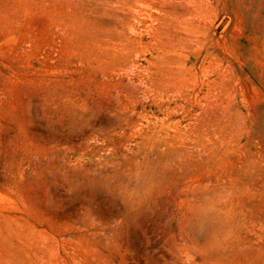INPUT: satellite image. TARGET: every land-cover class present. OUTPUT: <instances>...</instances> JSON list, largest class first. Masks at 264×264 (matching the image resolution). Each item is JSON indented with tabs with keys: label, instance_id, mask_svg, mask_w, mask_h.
Segmentation results:
<instances>
[{
	"label": "rangeland",
	"instance_id": "obj_1",
	"mask_svg": "<svg viewBox=\"0 0 264 264\" xmlns=\"http://www.w3.org/2000/svg\"><path fill=\"white\" fill-rule=\"evenodd\" d=\"M0 264H264V0H0Z\"/></svg>",
	"mask_w": 264,
	"mask_h": 264
},
{
	"label": "bare ground",
	"instance_id": "obj_2",
	"mask_svg": "<svg viewBox=\"0 0 264 264\" xmlns=\"http://www.w3.org/2000/svg\"><path fill=\"white\" fill-rule=\"evenodd\" d=\"M124 125H129L130 127H133V129H135V131L137 133H139V131L141 130V128L143 127H147V131H148V136L146 137V142H151V140L154 138L155 134L158 133L162 123H156V125H154L153 127H158L157 129H153L150 130V127H152V124H155V122H151L149 119H147L146 116H141L138 117L137 119H133V118H122L121 119ZM141 134V132H140ZM168 137V135H166L164 138L166 139ZM141 140L143 141V137L141 138ZM145 140V139H144ZM139 141V142H142ZM126 149V148H125ZM126 156V155H125ZM123 156V157H125ZM103 161L105 163H111L114 164V161L112 159H103ZM147 166L145 163H140L137 161L132 162L129 165H126V163L124 162L123 166L119 169L116 168L115 173H114V179L116 181L115 183V187L118 189L119 195L122 198H126V199H136L137 196V191H138V186L134 183L131 184V180L130 181H125V177H129L131 179H138L139 177H143L145 176L146 172H147ZM97 182L102 183L103 182V178L99 177L97 180Z\"/></svg>",
	"mask_w": 264,
	"mask_h": 264
}]
</instances>
